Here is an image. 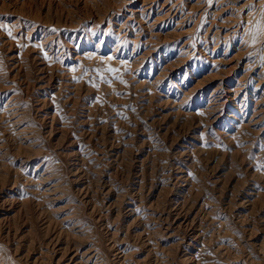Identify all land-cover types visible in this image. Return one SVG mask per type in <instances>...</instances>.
<instances>
[{
	"label": "rangeland",
	"instance_id": "obj_1",
	"mask_svg": "<svg viewBox=\"0 0 264 264\" xmlns=\"http://www.w3.org/2000/svg\"><path fill=\"white\" fill-rule=\"evenodd\" d=\"M0 264H264V0H0Z\"/></svg>",
	"mask_w": 264,
	"mask_h": 264
}]
</instances>
